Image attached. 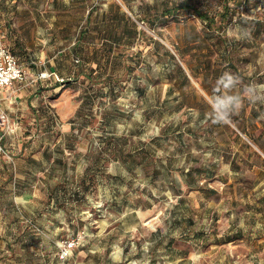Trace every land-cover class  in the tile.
<instances>
[{"label":"rangeland","instance_id":"1","mask_svg":"<svg viewBox=\"0 0 264 264\" xmlns=\"http://www.w3.org/2000/svg\"><path fill=\"white\" fill-rule=\"evenodd\" d=\"M113 3L145 34L104 42ZM0 27L26 77L0 91V264H264V103L209 117L224 72L264 85V0H0Z\"/></svg>","mask_w":264,"mask_h":264},{"label":"trees","instance_id":"2","mask_svg":"<svg viewBox=\"0 0 264 264\" xmlns=\"http://www.w3.org/2000/svg\"><path fill=\"white\" fill-rule=\"evenodd\" d=\"M96 6L92 8L88 15L89 24H91V16L92 11L95 9ZM180 9H190V5L186 2H183L179 5L174 7H166L163 11V15L170 14L172 11H177ZM224 9L226 13H230V8L227 4H224ZM196 13L203 19L208 20L204 13L200 10L195 9ZM224 12V13H225ZM105 19L104 25H100V34L103 36L104 42L112 44H119L121 41H131L137 39L138 36L144 35V31L138 29L137 23L126 13L121 10V6L118 3H113L108 8V12L103 16ZM210 22L215 23V19L210 20ZM85 33H81V38L84 37ZM80 40V39H79ZM80 42V41H79ZM79 42L77 43L79 45ZM106 43V44H107ZM106 45L105 47H108ZM171 57L175 59V56L172 54ZM175 71L177 74L182 75V79L180 81V85L188 83L190 81L187 73L183 69L182 65L178 62L175 64ZM93 71V69H92ZM196 75V74H194ZM208 75V74H206ZM78 76L76 77V79ZM173 78V76H172ZM68 81H62L61 84H66ZM177 83V82H176Z\"/></svg>","mask_w":264,"mask_h":264},{"label":"clouds","instance_id":"3","mask_svg":"<svg viewBox=\"0 0 264 264\" xmlns=\"http://www.w3.org/2000/svg\"><path fill=\"white\" fill-rule=\"evenodd\" d=\"M240 31L242 36L245 35L244 30ZM240 85V77L228 71L217 78L210 99L209 117L213 123H229L232 116L241 109L245 96L252 102L264 103V85H246L242 89L243 95L233 91Z\"/></svg>","mask_w":264,"mask_h":264},{"label":"built area","instance_id":"4","mask_svg":"<svg viewBox=\"0 0 264 264\" xmlns=\"http://www.w3.org/2000/svg\"><path fill=\"white\" fill-rule=\"evenodd\" d=\"M24 69L19 58L6 44V37L0 27V91L25 80Z\"/></svg>","mask_w":264,"mask_h":264}]
</instances>
